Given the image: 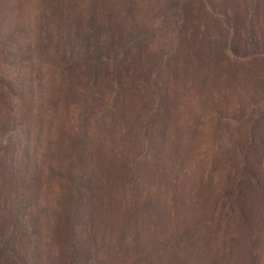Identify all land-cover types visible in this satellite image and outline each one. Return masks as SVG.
<instances>
[{
	"label": "rangeland",
	"instance_id": "obj_1",
	"mask_svg": "<svg viewBox=\"0 0 264 264\" xmlns=\"http://www.w3.org/2000/svg\"><path fill=\"white\" fill-rule=\"evenodd\" d=\"M0 264H264V0H0Z\"/></svg>",
	"mask_w": 264,
	"mask_h": 264
},
{
	"label": "trees",
	"instance_id": "obj_2",
	"mask_svg": "<svg viewBox=\"0 0 264 264\" xmlns=\"http://www.w3.org/2000/svg\"><path fill=\"white\" fill-rule=\"evenodd\" d=\"M10 44H8V46H9ZM7 61V60H6ZM18 211L20 212L21 211V209H18Z\"/></svg>",
	"mask_w": 264,
	"mask_h": 264
}]
</instances>
